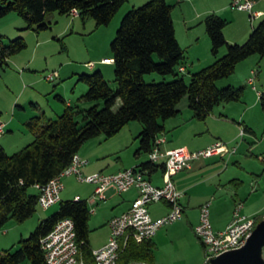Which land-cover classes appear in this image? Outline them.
Masks as SVG:
<instances>
[{
  "label": "trees",
  "instance_id": "trees-1",
  "mask_svg": "<svg viewBox=\"0 0 264 264\" xmlns=\"http://www.w3.org/2000/svg\"><path fill=\"white\" fill-rule=\"evenodd\" d=\"M128 0H0V19L17 13L25 22L26 29L41 32L50 28L47 15L58 13L70 16L73 10L85 22L94 20L97 27L108 26ZM258 2L260 0H253ZM175 6L167 0H150L133 8L123 18L117 35L111 43L115 81L113 91L101 71L81 74L79 82L87 85L80 101L93 103L88 109L78 110L63 98L64 110L56 119L44 114L30 118L25 126L33 135V141L19 152L9 155L0 143V230L10 220L22 224L37 212L39 193H31L36 185L44 186L64 171L74 155L88 141L100 136L110 139L131 122H139L143 130L137 136L139 148L135 156L152 152L156 138L165 134L164 123L180 114L178 106L185 96L193 117L205 121L213 109L222 103L242 100L245 87L229 85L218 88L217 82L235 74L237 66L251 56L264 58V16L253 26L248 40L243 44L229 43L224 30L228 22L216 14L204 20L211 40V54L216 60L191 76L186 82L180 67L186 65L185 51L176 37L173 11ZM27 47L23 38L4 44L0 36V68L8 66L9 59ZM226 53L219 57L220 50ZM157 73L172 76V81L147 82L145 77ZM118 100L121 106L115 110ZM99 102H103L100 108ZM264 113V95L260 97ZM82 115V125L77 117ZM244 132L252 133L248 127ZM138 168L150 174L163 165L150 160ZM71 218L75 224L80 253L92 261L89 239L90 210L86 200L62 201L59 210L41 221L28 238L19 241L15 250H0V264H47L41 248V239L56 224ZM155 244L130 243L121 253L119 264L130 261L153 263Z\"/></svg>",
  "mask_w": 264,
  "mask_h": 264
},
{
  "label": "rangeland",
  "instance_id": "rangeland-1",
  "mask_svg": "<svg viewBox=\"0 0 264 264\" xmlns=\"http://www.w3.org/2000/svg\"><path fill=\"white\" fill-rule=\"evenodd\" d=\"M148 1L150 0H128L108 26L97 27L92 19H87L85 22L81 19L76 20L75 26H72L67 34L60 36L57 35L58 29H61L60 25L56 24L55 21H51L52 18L49 16L57 15L56 13L49 14L46 19V23L50 24V28L38 33L26 29V22L15 12L0 19V36L3 37L4 44H9L10 41L17 38H23L27 45L24 50L9 59L8 66L0 68V118L3 122H9L10 120L13 121L15 113L18 115L13 125L9 126L6 133L0 138V143L7 154L13 155L29 144L27 137L30 136V132L24 125L26 120L41 116L43 112L47 118L51 119H56L62 114L64 104L57 97L63 98L66 102L72 100L73 106L81 111L93 106V104L90 105V103L80 101V96L87 91L88 87L83 82L78 81L79 75L101 71L110 88L113 91L117 90L118 84L115 81L114 66L111 63H106L105 60L112 57L111 43L117 35L123 18L130 10L138 8ZM170 1L176 6L174 16L181 34L185 32L182 12L189 15L195 14L194 12L199 9L208 8L206 0H198L195 4L189 1ZM229 9V16L233 20L236 18L238 28L248 26L252 30V25L255 26L260 22L258 19L252 23L249 13L237 11L231 8V5ZM70 21H72V17ZM229 25H232L231 27L235 30V23ZM187 54L188 52L185 54L186 57ZM186 65H188V70L180 73L186 82H190L191 76L204 68V66L197 65L191 67L188 62H186ZM241 65L240 70H237L238 74L235 72L231 77L220 80L216 84L218 88L222 89L229 86L228 82L232 81L234 87H245L241 101L222 103L213 109L205 121H199L193 117L194 114L189 107V97L185 96L178 106L180 114L164 123L168 127L164 136L173 141L175 146L187 144L190 149H196L214 137L237 147L238 152L230 157L228 172H232V178L243 182L240 198L244 200L245 211L247 212L249 207L252 208L251 210L264 208V113L257 92L258 90H264V58L254 55L249 60L243 61ZM53 72H58L59 78L50 82L47 77ZM257 75H259V78ZM253 78L255 83L250 84L249 80ZM173 79L172 76H162L157 73L145 77V80L149 83L172 81ZM99 105L102 108L103 102H99ZM120 106L121 101L118 100L114 109L118 110ZM37 107L43 111L42 114L37 115ZM77 120L81 125L83 124L82 115L78 116ZM243 122L252 127L254 135L248 133L242 135L243 128L241 124ZM135 123L138 125L137 131H132V137L129 138L127 147H124L120 154L122 165H129L130 162L135 160L134 152L139 146L136 137L143 130L141 123ZM14 126L18 127L15 128ZM9 128L13 129L14 133L9 132ZM127 135L131 136L129 130ZM102 137L101 139H107L103 135ZM100 141L102 140L97 139L90 142L87 144L86 149L100 146L103 143L100 144ZM108 145L104 144L102 147ZM106 150L108 149L106 148ZM107 152H109L107 158L111 168L112 166L115 168L118 165L121 166L117 159L118 155H114L109 150ZM142 160L144 162L149 161L148 154H142ZM95 164L90 159L88 168H93ZM214 170H216L214 167H209V169L198 173L197 176L195 175L192 178V183L202 182L200 186L193 190L195 201L206 197L211 199L212 181L206 178L214 174ZM252 180H254V183L257 181L254 186L257 189L255 192H252ZM63 185L62 201L73 200L72 198L76 194H80L82 200H86L94 189L91 184L81 182L74 176L64 178ZM236 188V185L231 186V189L235 191ZM30 192L35 193V190L31 189ZM120 197L119 194L118 198ZM229 205V201L214 205L212 203L210 206L212 219L218 210L228 208ZM89 206L91 210L92 207ZM95 206L96 213L91 214L89 221V239L93 250L99 249L107 243V238L110 237L107 223L114 210L109 200L100 201ZM59 208L60 203L48 210L38 206L37 212L26 222L19 224L14 220H10L0 230V250L15 251L19 247V241L22 238H28L41 221L55 214ZM258 214L261 218L264 215V209ZM154 239L157 249L155 250L153 263L133 259L130 262L135 264H205L201 242L184 218L161 228ZM22 264L30 263L25 261Z\"/></svg>",
  "mask_w": 264,
  "mask_h": 264
},
{
  "label": "built area",
  "instance_id": "built-area-1",
  "mask_svg": "<svg viewBox=\"0 0 264 264\" xmlns=\"http://www.w3.org/2000/svg\"><path fill=\"white\" fill-rule=\"evenodd\" d=\"M191 1V0H179ZM255 1L232 0L231 7L237 11L248 12L252 21L259 16L253 11ZM70 16H79L73 10ZM110 63L111 60H105ZM180 72L185 69L180 67ZM59 78L58 72H53L47 77L52 82ZM255 79L250 83L254 84ZM259 98L264 95V90L257 91ZM6 132V123L0 119V138ZM245 134L242 129V135ZM167 143L164 134L155 140L152 152L148 154L154 164L164 166L163 186H155L147 177V171L140 168H130L114 174L96 172L84 175L82 169L89 161L78 153L74 155L72 163L44 186L36 185L39 193L38 204L44 210L61 202V194L64 189L63 179L77 176L81 182L91 184L94 187L92 203L107 200V192L112 190L116 194H123L133 189L138 191V197L133 201L130 209L112 218L108 227L110 237L108 242L99 249H92V261L88 263L80 253L77 242L74 221L71 218L60 220L55 228L41 239V248L47 264H119L121 253L132 242L137 245L152 241L156 233L163 227L182 220L184 208L181 204L183 194L177 189L173 178L180 172L191 168L192 163L201 159L213 157H232L238 151L237 147L223 141H216L207 148L190 151L185 147L163 150L162 146ZM75 201H82L77 197ZM155 204H167L169 212L160 218L154 219L150 207ZM243 204L238 203L234 209L233 219L223 231H215L211 222L210 203L200 208L199 223L194 228L195 235L204 247L205 263L227 252L244 247L257 227L258 218L249 217L242 213ZM94 209L91 213H94ZM135 264V263H129Z\"/></svg>",
  "mask_w": 264,
  "mask_h": 264
},
{
  "label": "crops",
  "instance_id": "crops-1",
  "mask_svg": "<svg viewBox=\"0 0 264 264\" xmlns=\"http://www.w3.org/2000/svg\"><path fill=\"white\" fill-rule=\"evenodd\" d=\"M197 1L198 0H191L189 2L195 4ZM199 1H203V0H199ZM206 1L208 2V8L207 9H204V10L199 9L196 12H194L195 14H189V15H186L182 12L184 27H185V32L183 34L179 33V30L177 28V24H176V20H175V16H174L176 8H174V11H173V20H174V24H175L176 37H177L179 44L184 49L185 54H186V52H188L187 57H186V59H187L186 62H188L191 67H194L195 65L200 66V67H203V66L205 67V66L211 65L216 60V58L213 57L211 54V40H210V38L206 32V28L204 25V20L207 16H209L211 14H216L228 22V26L225 28L224 33H225V37H226L227 41L229 43H232V44H235V43L241 44L243 41H246V39L249 38L251 31H252L251 29H249L248 26L238 28L236 26V23H237L236 18L233 20L232 17L229 16V14H230L229 7L231 5L232 0H206ZM167 2L170 5L175 6V4H172V2L170 0H167ZM253 11L256 13H259V16L257 18H255L252 21V23H254V21L258 20V19L260 21L261 18L264 16V0H260L258 2H255ZM246 13H248V12H246ZM52 14H55V13H52ZM56 14L57 15H49V16L52 18L51 21H55L56 24L60 25L59 27H61V29L58 27L59 32L57 34L59 36L67 34L69 32V30L71 29V27L75 26V21L80 20L79 16L73 18L72 16H66V15L63 16V15H59L58 13H56ZM47 17H48V15H47ZM47 17H46V19H47ZM71 17H72V21H70ZM232 23L233 24L235 23V26L237 27V28L235 27V30L231 27L232 25H229ZM253 25H252V28H253ZM183 41L185 42V44H183L184 43ZM225 53H226V49L222 48L220 50L219 57L223 56ZM248 60H249V58H248ZM110 63L113 65V59L111 60ZM241 64H243V62L237 66L236 74H238V71L240 70L239 68H241V66H242ZM182 67L185 69L184 72H186L188 70V65H185ZM257 77L259 78V75H257ZM250 80H249V83H250ZM228 84L233 85L234 83H232V81H229ZM258 91H260V90H258ZM85 93L86 92H84V94ZM84 94H82L81 96H83ZM259 100H260V98H259ZM67 103L69 105L73 106L72 100L68 101ZM91 104H93V103H90V105ZM37 110H38L37 115L42 114L43 111L41 109H39L37 107ZM43 114H44V112H43ZM44 115H46V114H44ZM17 117H18V115L15 113L13 121L10 120L11 122L10 121L5 122L6 123V129L9 126L13 125V122H14L15 118H17ZM35 117H37V116H35ZM49 119H51V118H49ZM26 121H28V120H26ZM26 121L24 122V125H25ZM167 122H169V120H167ZM136 124L137 123H135V122L129 123L116 136H114L113 138H110L109 140L101 139L103 137L100 136V137H97L95 139L88 141L81 148V150L78 153L81 157H83L89 161V164L82 169L83 174L89 175V174H93L96 172H102L105 174H114V173H117V172L125 170V169L138 168L141 164L147 162V161L144 162L142 160V154L140 156H135V152H136L135 151L134 152L135 160H133V162H130L129 165H122V158L120 157V154L124 150V147H127L126 145H128V143H129V138L132 137V131H134V130L137 131L136 129L138 128L137 127L138 125H136ZM241 125H242V128L248 127L249 129H251L253 131L252 133L245 132V134L248 133V134L254 135V130L252 129L251 126H248L246 122H243ZM14 127L16 128L18 126H14ZM165 128L167 131L168 127L165 126ZM128 130H129L131 136L127 135ZM8 131L11 133H14L13 129L9 128ZM29 134H30V136L27 137V141H29L28 143H31L33 141V135L31 133H29ZM165 137L167 139V143L162 146L163 150H170V149H175V148H179V147H185L190 151H197V150H201V149L209 147L210 145H212L216 141H223V140H221L219 138H215L213 136L214 138L209 139V141L206 142L205 144L198 146L196 149H190L187 144L175 146L173 141L169 140L167 138V136H165ZM97 139L102 140V141H100V144L102 142L103 143L100 146L98 145V146L92 147L91 149H86L87 144H89L90 142H94V140H97ZM136 139H137V137H136ZM223 142H225V141H223ZM226 143H229V142H226ZM104 144H109V145L106 147H102V145H104ZM100 148H103V149H100ZM106 148L109 151H111L114 155H118L117 159L121 163V166L118 165V167H116V168L112 166V168H111V164L109 163V159L107 158L109 156V152H107L108 150H106ZM138 148H139V146H138ZM90 159H92V161H94L96 163L93 166V168H91V169L88 168L90 166ZM148 159H149V156H148ZM230 159H231L230 157L229 158L228 157H224V158L213 157L210 159L197 160V161L192 163V166L190 169L178 173L173 178L177 189L183 194V196L181 198V204H182L184 211H185L184 212V219H186L187 224L191 227L193 232H194V228L199 223L200 208L202 205H204L206 203H210V206L212 203H213V205L216 203L220 204L221 202H226V201H229V203H230L228 208H223L222 210H218V212H216L215 215L213 216V219L211 216V222H212V225H213V228L215 231H223L227 228V226L231 223V221L233 219L234 209L238 203L243 204L242 213L244 215L249 216V217H257L258 219L260 218L259 217L260 215L258 213L264 208L251 210L252 208L249 207L247 209V212L245 211L246 207L244 204V200H242L240 198V191L242 190L241 185L243 182H241L235 178H232L233 177V176H231L232 172H228ZM157 165H161V164H157ZM216 166H218V167H216ZM209 167H214V169H216V170H214V172H215L214 174H212L211 176L206 178L209 181H212L211 182L212 191L210 194L211 199H208V197H206L202 200H199V201L196 200L195 201L193 190L196 189L198 186H200V184H202V182L197 181V182L192 183L191 180H192V178L195 177V175L197 176L198 173L203 172L206 169H209ZM163 171H164L163 169H159L157 172L152 173V174H150L147 171L148 172L147 177L150 179V181L152 182L153 185L158 186V187L163 186V184H164ZM107 172H109V173H107ZM74 177L77 178V176H74ZM256 182L254 183V180H252V183H251V186H253L252 192H255L257 190L254 187L256 185ZM232 185H236V187H237L236 191L231 189ZM34 190L36 193L37 192L36 189H34ZM93 194H94V189H93V193L89 196L88 199H86L89 210H90L89 205H91V207H92L90 210V214L96 213L97 209H96L95 205H98V203L100 202V201H95L94 203H92ZM118 195L112 190L107 192V200H109L112 208L114 209L112 216L109 219V221L112 218L119 216V215L127 212L130 209L133 201L138 197V191L136 189H133V190L129 191L128 193H124V195L120 194V196H121L120 198H118ZM77 197H80V194H76L75 197L72 199L75 201V199ZM82 199L83 198H81V200ZM107 200H105V201H107ZM61 202H62V200H61ZM93 209L95 211H94V213H91V211ZM150 212H151L152 217L154 219H157V218L165 216L169 212V206L167 204H155V205L150 207ZM263 219H264V215H262L261 218L258 220L259 223ZM109 221H108V223H109ZM108 223H107V226H108ZM108 239L109 238H107V242H108ZM152 242L155 244L154 238H153ZM201 245H202V243H201ZM202 247H203V245H202ZM156 249H157V246L155 244V250ZM203 251H204V247H203ZM204 257H205V253H204ZM261 258L264 261V246H263L262 251H261ZM211 261L209 263H205V264H210Z\"/></svg>",
  "mask_w": 264,
  "mask_h": 264
},
{
  "label": "water",
  "instance_id": "water-1",
  "mask_svg": "<svg viewBox=\"0 0 264 264\" xmlns=\"http://www.w3.org/2000/svg\"><path fill=\"white\" fill-rule=\"evenodd\" d=\"M264 246V220L258 223L246 245L212 259V264H264L261 251Z\"/></svg>",
  "mask_w": 264,
  "mask_h": 264
}]
</instances>
